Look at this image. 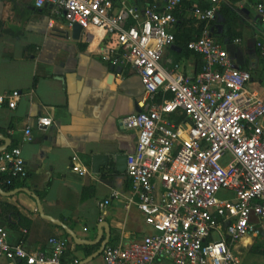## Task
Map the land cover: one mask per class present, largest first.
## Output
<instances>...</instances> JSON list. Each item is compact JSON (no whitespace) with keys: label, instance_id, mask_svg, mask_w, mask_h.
Returning a JSON list of instances; mask_svg holds the SVG:
<instances>
[{"label":"built area","instance_id":"2783aa9c","mask_svg":"<svg viewBox=\"0 0 264 264\" xmlns=\"http://www.w3.org/2000/svg\"><path fill=\"white\" fill-rule=\"evenodd\" d=\"M187 1L192 17L205 22L188 43L203 57L194 76L179 63L164 64L165 52L176 45V11L185 0H152L143 8L114 0H35L36 7L54 4L67 26L77 23L87 36L100 30L103 58L113 66H130L144 86L142 110L124 116L122 124L137 134L136 148L127 157L129 200L154 232L106 245L105 264H153L162 258L174 264H240L233 245L264 232V97L250 87L254 70L235 67L212 35L220 0H209L208 6ZM257 8L264 21V4ZM257 46L264 53V37ZM20 98L17 90L0 92V109H15ZM51 124L48 116L37 120L40 128ZM32 132L26 128L27 141ZM75 159L72 169L86 174ZM0 173L8 186L28 176L20 146L0 152ZM119 197L113 191L102 207ZM9 236L0 224V258L8 264L78 263L63 260L65 238L50 237L46 253Z\"/></svg>","mask_w":264,"mask_h":264},{"label":"crops","instance_id":"0c3cea01","mask_svg":"<svg viewBox=\"0 0 264 264\" xmlns=\"http://www.w3.org/2000/svg\"><path fill=\"white\" fill-rule=\"evenodd\" d=\"M114 1L141 8L151 2ZM259 2L264 4V0H220L240 18L236 43L241 55H231L232 63L254 70L251 88L264 97V53L257 46L264 37ZM54 8L52 3L36 7L35 0H0V92H21L15 109H0V135L10 140V147L20 146L26 160L28 176L14 189L31 192L0 193V202L15 206L26 225L19 224L21 217L11 219L13 226L3 219L0 224L9 230L11 242L22 241L31 251L49 253L50 237L59 236L68 240L65 262L105 264L103 252L92 257L108 235L103 226L98 239L99 224L105 222L109 227L108 244L111 239L113 244L128 242L154 232L145 215L129 200L132 185L127 172L115 169L116 156L128 155L136 148L137 134L122 124V118L142 110L139 102L144 86L130 66H113L103 58L100 30L88 31L89 36L82 31L75 38L73 29ZM185 17L193 18L191 12ZM174 50L165 52V65L175 61ZM177 63L189 76L199 72L196 54ZM190 69L191 74L187 71ZM41 116L51 117L52 124L38 127ZM27 127L33 130L31 141L26 140ZM3 137L0 146L6 144ZM98 154L110 155L111 171L101 166L100 173H95L94 156ZM74 157L88 170L86 174L72 169ZM113 191H118L120 197L102 207ZM31 194L40 198L45 214L61 221L79 240L98 242H76L64 226L41 215ZM233 251L240 264H264V232L257 237H242L233 245ZM171 262L174 264L169 258H162L153 264ZM0 264L8 262L2 257Z\"/></svg>","mask_w":264,"mask_h":264},{"label":"trees","instance_id":"16d2710c","mask_svg":"<svg viewBox=\"0 0 264 264\" xmlns=\"http://www.w3.org/2000/svg\"><path fill=\"white\" fill-rule=\"evenodd\" d=\"M152 2V0H150ZM203 6H208L209 2L206 0H196ZM150 2V3H151ZM190 1L185 0L183 9L176 11L178 17V22L175 23L174 33H175V43L179 46L181 50L175 49L174 52L177 55L174 63L183 57H189L190 55L196 54L198 57V71L202 68L203 57L201 54L193 52L188 49V43L191 40L196 39L203 27L205 22H197L195 18L186 19V14L190 12ZM220 19V20H217ZM221 25L222 27H218ZM240 25V18L238 15L232 11L229 7L221 5V8L217 14L216 21L212 22V35L220 41L227 51L232 56L241 55V47L236 43V39L239 37V33L236 31V27ZM6 174L0 173V184L5 190H13L16 184L13 186H8L5 184ZM21 217L19 224L26 225L24 223L25 219L21 216L17 208L9 203L0 202V219H3L10 226H13V218ZM27 222V221H26ZM114 240L111 239L110 244H113Z\"/></svg>","mask_w":264,"mask_h":264},{"label":"water","instance_id":"95a60500","mask_svg":"<svg viewBox=\"0 0 264 264\" xmlns=\"http://www.w3.org/2000/svg\"><path fill=\"white\" fill-rule=\"evenodd\" d=\"M72 26H73L72 29H73L74 37L75 38H79L81 33H82L81 26H79V24H77V23H75ZM218 26L222 27L221 25H218ZM172 48L173 49H180L176 45L172 46ZM0 137H3V136L0 135ZM3 138L5 139L6 144L3 145V146H0V152L4 151L8 147H10L9 146L10 145V140L8 138H5V137H3ZM127 157H128V155H126V154H119V155L116 156V158H115V169L118 172H124V171L127 170ZM101 166L106 167L107 171H111L113 169V165H112V162H111V157H110L109 154H107V155H105V154L99 155L98 154V155L94 156V171H95V173H100V167ZM2 187L3 186H1V184H0V193H2L4 195H14L17 192L23 190V188L22 189L19 188V189H14V190H11V191H5ZM23 191L31 193L27 189H24ZM31 195L34 196V198L37 200L38 206H39V211L41 212V215L44 216L45 218L50 219L51 221L56 222L59 225L64 226L67 229V231L74 237L76 242H78V243H87V244L93 243L94 244V243L98 242V239L100 240V238L102 236V232H103V228L102 227L105 226L108 235H107L106 239L102 242L101 247L93 254L92 257L97 256V255H99V254H101L103 252V250L105 249L106 245L109 243V236H110L109 227H108L107 223L103 222V223L99 224V236H98V239L95 242H90V241H87V240H79L77 238L76 234L72 230H70L67 226H65L61 221L51 217L48 214H45L44 210H43V207H42V204H41V201H40V198L36 194H31Z\"/></svg>","mask_w":264,"mask_h":264},{"label":"rangeland","instance_id":"374dc122","mask_svg":"<svg viewBox=\"0 0 264 264\" xmlns=\"http://www.w3.org/2000/svg\"><path fill=\"white\" fill-rule=\"evenodd\" d=\"M188 64H189V62H188ZM189 69V68H188ZM188 71V73H192V71H191V69L190 70H187ZM250 84H252V83H250ZM254 86H256L255 84H253ZM250 87H253L252 85H250ZM169 261V260H168ZM171 264H172V262H171Z\"/></svg>","mask_w":264,"mask_h":264}]
</instances>
